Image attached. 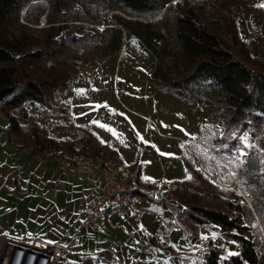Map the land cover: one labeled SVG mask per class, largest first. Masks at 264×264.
Instances as JSON below:
<instances>
[{
  "label": "trees",
  "instance_id": "obj_1",
  "mask_svg": "<svg viewBox=\"0 0 264 264\" xmlns=\"http://www.w3.org/2000/svg\"><path fill=\"white\" fill-rule=\"evenodd\" d=\"M37 1L0 0V112L9 123L5 129L8 141L13 136L15 142H22L17 150L26 149L31 156L43 159H53L60 151L76 152L75 140L29 135L21 119L31 117L27 103L51 109V94L66 87L62 77L54 74L55 69L41 72L36 67L55 53L58 38L74 25L82 28L90 25V29L98 31L91 7L103 11L105 17L110 15L113 27L107 30L118 33V39L128 27L140 29L144 24L142 19L151 21L146 23L149 26L157 22L177 43L181 58L173 62L176 71L173 73L168 63L173 57L170 42L154 31L145 35L148 43L164 40L163 46L156 48L158 62L153 71L159 88L173 92L181 100L209 106L214 120L222 122L224 129L223 138L216 137V140L228 144L227 151L231 154L241 135L256 134V146L248 151L244 163L230 164L235 175L227 171L226 179H222L220 171H208L217 174L220 184L227 185L220 187L219 193L211 190L202 195L193 193L188 181L171 190L173 201L180 209L169 204L175 220L167 227L184 231L189 243L200 239L202 227L219 228L223 245L208 242L205 264H264V58L253 56L233 17L234 8L247 4L248 0H81L83 6L78 5L79 0H48L49 9H43L47 26L41 37L26 32L17 35L10 30L8 20L19 19L21 11ZM73 38L86 41L100 39L101 34L87 33L79 39ZM239 44L241 49L237 54L235 45ZM32 47L40 48L27 52ZM185 166L194 183H212L211 174L198 171L187 162ZM241 186L263 189L262 197L249 204L238 193ZM149 243L167 255L180 254L172 246L162 245L156 236L150 237ZM232 243L238 247L235 255L226 250ZM77 264L117 263L113 252L107 250L98 258L86 257Z\"/></svg>",
  "mask_w": 264,
  "mask_h": 264
},
{
  "label": "rangeland",
  "instance_id": "obj_2",
  "mask_svg": "<svg viewBox=\"0 0 264 264\" xmlns=\"http://www.w3.org/2000/svg\"><path fill=\"white\" fill-rule=\"evenodd\" d=\"M78 5L84 3L79 0ZM43 9H49L48 0H39L32 7L24 8L19 19L12 17L8 20V28L17 35L26 32L41 37L47 26ZM90 11L96 18L98 31L90 29V25L84 28L74 25L58 38L54 44L55 53L37 64L36 68L41 72L55 69L54 74L62 77L66 87L51 94V109L26 104L31 114L29 119H21L26 132L52 138L57 132L76 142L96 137L126 162L134 161L136 155L142 156L144 163L141 159L138 161L146 176L150 173L153 179L163 176L160 181H155L159 185L158 191L167 193L181 182L188 181L193 193L202 195L208 190L219 193V188L227 185L220 184L217 174L208 171H220L222 179H226L227 171H231L228 158L232 154L228 149L217 151L215 147L222 145L216 140L223 133L222 122L214 120L209 106L181 100L173 92L159 88L153 71L158 62L156 47H162L164 40L148 43L144 38L154 31L170 42L173 57L168 63L173 70V62L181 61L177 43L157 22L146 25L151 22L148 19H142L144 24L138 30L129 27L122 30V37L118 39V33L107 30L113 27L110 15L105 17L96 7H91ZM233 17L253 56L264 58V0H248L247 4L235 7ZM87 33H100L101 38L86 41L73 38L79 39ZM39 48L32 47L27 52ZM240 49V44L235 45L237 54ZM1 120L4 117L0 113ZM243 135L247 136L252 147L246 150L242 160L256 146L255 133ZM186 162L198 171L211 174L212 183H194ZM262 192L261 188L241 186L238 193L244 195L250 204L262 197ZM162 239L165 244L171 243L169 237ZM176 240L172 247L180 253L177 264H205L208 242L223 245L219 228L215 226L202 227L200 239L195 243L187 241L184 231ZM142 250L155 251L148 242ZM226 250L229 254L238 253L234 243L226 246ZM163 258V255L156 256L153 263L165 264ZM164 259L171 264L167 261L170 255Z\"/></svg>",
  "mask_w": 264,
  "mask_h": 264
},
{
  "label": "crops",
  "instance_id": "obj_3",
  "mask_svg": "<svg viewBox=\"0 0 264 264\" xmlns=\"http://www.w3.org/2000/svg\"><path fill=\"white\" fill-rule=\"evenodd\" d=\"M8 125L4 117L0 121V238L4 235L35 237L61 244L67 248L61 261L65 264H77L86 257L98 258L107 250L113 252L117 264H154L156 256L167 257L161 248L154 247L155 251L149 252L142 247L154 236L164 246H175L176 239L183 234L181 229L167 227L174 223L169 204L179 208L170 194L173 189L167 193L157 190L152 198L137 200L125 221L108 216L99 222L97 229L83 227L98 195L100 176L94 168L76 161L78 144L93 143L96 150L107 151L128 164L140 159L144 163L142 156L136 155L134 161L126 162L107 143L95 137L76 142L73 154L60 151L53 159L33 157L26 149L17 150L21 141L15 142L13 136L8 141L5 132ZM62 136L56 132L53 139L72 140ZM137 166L146 180L158 185L155 181L163 176L153 179L151 173L144 174L140 162ZM168 237L171 243L165 244L162 238ZM177 257L170 255L167 261L177 264Z\"/></svg>",
  "mask_w": 264,
  "mask_h": 264
},
{
  "label": "built area",
  "instance_id": "obj_4",
  "mask_svg": "<svg viewBox=\"0 0 264 264\" xmlns=\"http://www.w3.org/2000/svg\"><path fill=\"white\" fill-rule=\"evenodd\" d=\"M75 159L94 168L100 176L98 195L87 213L84 228L97 229L108 216L125 221L137 200L152 198L159 188L141 175L137 165L120 162L107 151L96 150L93 143L80 142ZM66 251L61 244L35 237L0 238V264H59Z\"/></svg>",
  "mask_w": 264,
  "mask_h": 264
},
{
  "label": "snow or ice",
  "instance_id": "obj_5",
  "mask_svg": "<svg viewBox=\"0 0 264 264\" xmlns=\"http://www.w3.org/2000/svg\"><path fill=\"white\" fill-rule=\"evenodd\" d=\"M93 123H96V122L93 121ZM221 138H223L222 134H221ZM231 138H235V137H231ZM215 147H216V150L219 151L221 148L227 149L228 145L225 143V144L218 145ZM250 147H252V145L249 144V142L247 140V136L241 135L238 138L237 146L235 148H233V150H232V155L228 158L229 163L234 164V165H242L244 163V161L242 160V157L245 155L246 150ZM230 174L235 175V170L233 169L230 172ZM231 255H235V253H231Z\"/></svg>",
  "mask_w": 264,
  "mask_h": 264
}]
</instances>
